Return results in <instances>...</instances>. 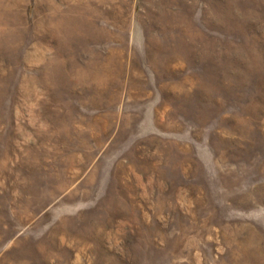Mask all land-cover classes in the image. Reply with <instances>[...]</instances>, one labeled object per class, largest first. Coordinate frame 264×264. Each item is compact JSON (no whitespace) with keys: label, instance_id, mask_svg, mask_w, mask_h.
<instances>
[{"label":"rangeland","instance_id":"1","mask_svg":"<svg viewBox=\"0 0 264 264\" xmlns=\"http://www.w3.org/2000/svg\"><path fill=\"white\" fill-rule=\"evenodd\" d=\"M0 264H264V0H0Z\"/></svg>","mask_w":264,"mask_h":264},{"label":"bare ground","instance_id":"2","mask_svg":"<svg viewBox=\"0 0 264 264\" xmlns=\"http://www.w3.org/2000/svg\"><path fill=\"white\" fill-rule=\"evenodd\" d=\"M77 2H78V1H77ZM77 5H79V4H77ZM152 5H153V4H152ZM89 6H90V5H89ZM155 7H156V6H155ZM78 8H79V7H78ZM157 8H158V7H157ZM86 9H87V8H86ZM88 9H89V8H88ZM76 10H77V9H76ZM81 10H82V8H81ZM81 10H80V11H81ZM82 11H83V10H82ZM70 12H71V11H70ZM77 12H78V11H77ZM87 12H88V11H87ZM88 13L90 14V12H88ZM68 14H69V13H68ZM76 14H77V13H76ZM89 14H86V15H89ZM72 15H74V14H72ZM77 15H78V14H77ZM83 15H84V14H83ZM83 15H82V16H83ZM79 16H80V15H79ZM82 16H81V17H82ZM119 17H120V16H119ZM62 18H63V17H62ZM67 18H68V17H67ZM70 18H72V17H70ZM85 18H86V17H85ZM91 18H92V17H91ZM75 19H76V18H75ZM64 20H65V19H64ZM70 20H71V19H70ZM76 20H77V19H76ZM79 20H80V19H79ZM85 21H86V20H85ZM64 22H65V21H64ZM64 22H62V24H60V25H63ZM76 22H77V21H76ZM81 23H83V22H81ZM88 23H89V22H88ZM75 24H76V23H75ZM78 24H79V23H78ZM87 25H88V24H86V25H84V26H87ZM65 26H66V25H65ZM71 26H72V25H71ZM71 26H70V27H71ZM84 26H83V27H84ZM88 26H89V25H88ZM57 28H58V27H57ZM72 28H73V26H72ZM76 28H77V27H76ZM84 28H85V27H84ZM86 28H87V27H86ZM64 30H65V29H64ZM72 30H73V29H72ZM75 30H76V29H75ZM164 30H168V28H166V26H165ZM69 31H70V30H69ZM86 31H88V29H87ZM86 31H85V29H84V30H83V33L86 32ZM90 31H91V30H90ZM56 32H57V31H56ZM59 32H60V30H59ZM70 32H71V31H70ZM75 32H76V31H75ZM78 33H79V32H78ZM165 33H166V32H165ZM87 34H88V33H87ZM89 34H90V33H89ZM76 35H77V34H76ZM78 37H79V36H78ZM165 60H166V59H165ZM166 61H167V60H166ZM107 116H108V115H107ZM108 118H109V117H108ZM97 121H98V120H97ZM93 122H94V121H93Z\"/></svg>","mask_w":264,"mask_h":264}]
</instances>
